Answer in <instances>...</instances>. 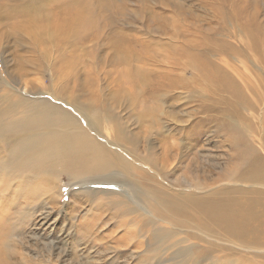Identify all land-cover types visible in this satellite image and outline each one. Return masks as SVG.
<instances>
[{"label": "rangeland", "instance_id": "374dc122", "mask_svg": "<svg viewBox=\"0 0 264 264\" xmlns=\"http://www.w3.org/2000/svg\"><path fill=\"white\" fill-rule=\"evenodd\" d=\"M25 8H31L27 18L39 22L37 33L18 25L17 12ZM74 11L85 17L76 30L59 37L55 22ZM26 57L38 64L29 66ZM5 77L23 94L25 83H33L42 93L36 98L68 89L65 94L76 92L81 103L91 99L104 138L122 131L124 150L140 160L137 172L145 180L135 171L138 183L122 184L153 216L160 213L159 199L245 185L237 177L240 155L248 162L253 156L264 161V0H0V81ZM57 184L63 188L57 205L37 208L21 231L11 225L14 254L8 264L170 261L171 255L163 261L154 257L160 231L151 233L153 225L168 223L150 216L130 222L142 215L137 208L94 207L101 196L70 198L68 181L60 177ZM91 186L116 190L94 183L86 187ZM117 191L102 197L113 202L121 195ZM188 213L196 222L195 213ZM212 238L213 249L229 253L223 235ZM251 250L235 249L264 263V250Z\"/></svg>", "mask_w": 264, "mask_h": 264}, {"label": "bare ground", "instance_id": "6f19581e", "mask_svg": "<svg viewBox=\"0 0 264 264\" xmlns=\"http://www.w3.org/2000/svg\"><path fill=\"white\" fill-rule=\"evenodd\" d=\"M101 5L103 4L101 3ZM86 8L88 7L86 6ZM64 10L65 7H63V12ZM65 11L67 12V10ZM28 12H31V8L21 9L17 12L19 14L17 16L19 18L18 25L26 29L29 26L33 32L37 33V24L39 22L34 18L32 19L33 15L27 18ZM80 12L74 11L72 14L59 17V21L57 20L54 25L59 37L79 27L81 20L85 17H81ZM23 24L26 25L23 26ZM31 55L34 54L31 53ZM29 57L26 58L29 59ZM15 59L17 60V58ZM29 61V66L34 67L38 64L30 59ZM27 72V74L30 73V71ZM22 73L23 71L19 72L20 78L23 76L21 75ZM1 80L0 264H8L7 260L14 254L13 248H11L12 244L9 242L11 225L21 231L22 227L29 225L31 217L37 208L40 209L44 207L43 205L50 208V203L51 205L53 203L57 205L58 202L56 201H59L58 199L63 194L62 186L57 184L60 177L67 180L68 185L71 186L70 198L78 196V200H82L83 198H80L81 194L91 195L94 198L101 196L98 202L94 203V207L107 208L110 206L111 208H123L126 212L127 210L130 212L134 207L135 209L137 208V215L140 212L142 215L128 218L130 222L144 219L145 217L142 216H147V218L150 216V219L153 218L152 220L163 222V225L168 223L166 228L159 227L157 226L158 224L156 226L153 225L151 232L153 236V233L156 234L160 231L154 237L157 243L152 249L153 253L156 254L154 257L158 260L171 255L167 264H200L202 260L206 264H222V262L226 264H264L258 258L248 257L247 254L236 252L237 250L248 249L254 251L264 250V161L258 160L256 156H253V161L248 162L243 160L240 155V157L238 156L240 170L237 177L245 185H241V187H226L223 182L225 187L219 186V188L209 189V191L203 193L190 195L186 192L188 196L183 195L177 199H159L155 204L157 208H160V213H158V217L153 216L143 205L145 202H141L140 197L133 195L131 188L128 191L126 189L127 186L122 184V182L128 184V181L135 184L138 183L136 178L134 179V173L135 171L137 172L136 165H138L140 160L133 159L130 153L124 150L123 144L126 139L120 134L122 131H116V136L115 131H112L113 136L107 133L104 138L102 134L103 124L101 119L99 123L95 115L97 112L94 110L95 106L93 105L94 108L92 107L91 103L93 101L91 99L88 98L82 104L76 97V92H72L73 95L65 94L68 90L63 89L65 85L62 86L63 90L59 93L52 92V95L47 93V95L49 94L48 96L36 98V94L42 93L37 91L36 87H31L34 85L33 83H29V81L25 83V87H28L26 91L28 93L23 94L19 92L17 86L14 87L9 84L10 82H7L6 77ZM52 89L54 90L53 87ZM132 138L134 139V137ZM109 139L113 140L109 141ZM249 150L250 148L247 149V151ZM143 163L146 162L143 161ZM138 174L144 181L145 176ZM229 177L231 180L236 178L234 175ZM155 180L153 181L155 182ZM91 183L96 184L98 186L96 188H99V186L114 187L129 201L121 195H118L113 202L109 201L108 198L105 199L102 196H107L116 190L109 192L107 189L100 190L94 189L92 186L86 187ZM233 185L235 184L233 183ZM203 187L205 186L203 185ZM253 187H261L262 189L259 191ZM194 188L195 190H200L199 185H195ZM74 189H77V191ZM118 191L116 193H119ZM151 194H154V192ZM153 196L156 197V195ZM39 203L40 207L37 205ZM12 209H15V211L10 214ZM189 210L195 213L193 220L198 223L189 221ZM137 211H135V214ZM110 212L113 213L112 211ZM149 224L152 225L151 223ZM193 229L195 231H191ZM213 234H221L229 241L228 243L232 248L227 249L229 250L228 254H224L221 249L212 248L209 240L213 239ZM234 240L245 246L240 248L241 246ZM201 241L209 246L204 247L201 245L203 248H200L196 244H201ZM139 245L140 243H137L136 246Z\"/></svg>", "mask_w": 264, "mask_h": 264}]
</instances>
